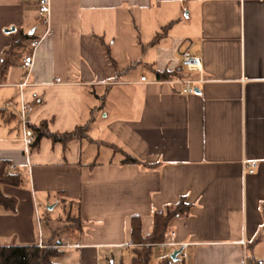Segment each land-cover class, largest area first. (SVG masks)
<instances>
[{
  "label": "crops",
  "instance_id": "obj_1",
  "mask_svg": "<svg viewBox=\"0 0 264 264\" xmlns=\"http://www.w3.org/2000/svg\"><path fill=\"white\" fill-rule=\"evenodd\" d=\"M50 28L37 0H0V59L25 35L42 38L29 78L27 46L0 81V162L22 179L1 185L17 207L0 209V247L57 243L63 263L120 264L132 217L148 235L154 212L185 197L190 213L170 221L156 259L182 249L174 264H264V0H51ZM186 50L203 61L195 93L179 82L199 77ZM21 93L32 131L89 124V137H44L27 153ZM112 145L159 166L121 164ZM52 203L71 210L62 237L40 212Z\"/></svg>",
  "mask_w": 264,
  "mask_h": 264
},
{
  "label": "trees",
  "instance_id": "obj_2",
  "mask_svg": "<svg viewBox=\"0 0 264 264\" xmlns=\"http://www.w3.org/2000/svg\"><path fill=\"white\" fill-rule=\"evenodd\" d=\"M170 25L166 26L163 32L156 39L161 38L168 32ZM30 38L25 35L19 42H14L9 47L3 57L0 59V81L7 71L11 58L17 55L16 49L24 45ZM170 75L162 78L167 79ZM35 133V140L32 146H37L42 138L49 137L54 142H61L67 145L73 139H85L88 136L89 124L80 125L75 130L58 133L49 129L47 122H41L39 125L31 126ZM113 146V145H112ZM115 150L123 155L121 164H138L144 168H156L159 164H149L137 156L133 155L123 147L113 146ZM9 163L7 161L0 162V209L9 212H15L17 207V199L3 193L1 185L7 184L12 186H20L22 179L19 175H7ZM192 204L187 202L185 197L181 198L176 204L168 205L161 211L153 214V228L150 234L144 235L142 231V220L140 216L132 217L131 231V247L129 249V258L122 260L120 264H174L170 257L156 259L154 255L155 246L166 241L169 232L170 221L177 216H187L190 213ZM61 244V243H60ZM57 243H47L43 246L39 245H10L0 247V264H66L60 261L65 255V251L59 247Z\"/></svg>",
  "mask_w": 264,
  "mask_h": 264
},
{
  "label": "built area",
  "instance_id": "obj_3",
  "mask_svg": "<svg viewBox=\"0 0 264 264\" xmlns=\"http://www.w3.org/2000/svg\"><path fill=\"white\" fill-rule=\"evenodd\" d=\"M38 14L41 20V23L46 27L45 35L50 32V13H51V0H38ZM42 38H37L31 40V47L32 50L29 54L25 55L22 60L23 67L27 70L29 75L33 69L34 65V53L41 43ZM182 65L185 69L189 72H198L199 77L196 79L192 78H181L179 82H181L184 86L183 92L184 93H195L196 87L195 84L203 83L205 81V75L203 72V61L202 57L192 55L188 50L182 52ZM142 80H146V77H142ZM60 81V79H58ZM28 80L21 83L19 86L22 88L27 85ZM31 107V103L25 101L23 99V93H21L20 97V115H21V123H22V132H23V139L25 142L26 152L28 153L31 149V146L35 140V136L33 135V131L30 129L27 121H26V114ZM259 162L257 160L249 159L243 161V167L246 173L253 174L256 172L258 168ZM18 167L15 164L9 166L7 170V175H13L15 171H17ZM169 243V242H167ZM244 244H246L244 242ZM180 256L183 260L186 259L187 255L185 252H181ZM246 258V256H245ZM244 264H248L246 260H244Z\"/></svg>",
  "mask_w": 264,
  "mask_h": 264
},
{
  "label": "rangeland",
  "instance_id": "obj_4",
  "mask_svg": "<svg viewBox=\"0 0 264 264\" xmlns=\"http://www.w3.org/2000/svg\"><path fill=\"white\" fill-rule=\"evenodd\" d=\"M37 2H38V0H37ZM30 43L31 42L26 43V44L20 46L19 48H17L16 49L17 55H21V53L24 50H26L27 46H28V48L30 49V52H31L32 47H31ZM3 95L4 94H3L2 90H0V97H2ZM8 103H11V101L7 99V101H5L4 105H2V106L4 108H7V107L9 108ZM12 108L14 109V105H13ZM107 152H108V150H106V152H103V150H102L100 152L99 158L101 160L107 159L108 158ZM40 206H41L40 207L41 215H43L45 217L44 223L45 222L48 223L47 225L50 228L49 230H51V232L52 231H57L59 233V235L62 237L65 229L71 223L69 221V219L71 217V210L69 209V207L67 206L65 208V212H64V208H63V206L60 203H58V204L52 203L51 205H40ZM49 216H51V218H49Z\"/></svg>",
  "mask_w": 264,
  "mask_h": 264
},
{
  "label": "water",
  "instance_id": "obj_5",
  "mask_svg": "<svg viewBox=\"0 0 264 264\" xmlns=\"http://www.w3.org/2000/svg\"><path fill=\"white\" fill-rule=\"evenodd\" d=\"M6 31H15V28L12 27L10 29H7ZM182 252V249H178L176 251H174V253L171 255V259L173 261H177L178 255Z\"/></svg>",
  "mask_w": 264,
  "mask_h": 264
}]
</instances>
